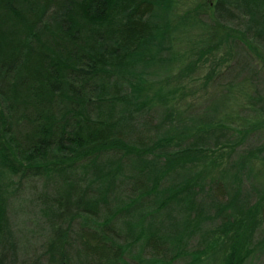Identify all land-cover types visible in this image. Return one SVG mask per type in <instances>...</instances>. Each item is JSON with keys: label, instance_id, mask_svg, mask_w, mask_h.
Here are the masks:
<instances>
[{"label": "trees", "instance_id": "obj_1", "mask_svg": "<svg viewBox=\"0 0 264 264\" xmlns=\"http://www.w3.org/2000/svg\"><path fill=\"white\" fill-rule=\"evenodd\" d=\"M192 1L0 0V264H202L214 246L220 264H245L264 244V141L231 158L236 139L217 132L237 131L234 112L184 97L202 57L250 43L231 7L264 27V0H217L213 17ZM248 99L240 138L264 127V96ZM32 179L47 189L36 254L10 211V185Z\"/></svg>", "mask_w": 264, "mask_h": 264}, {"label": "rangeland", "instance_id": "obj_2", "mask_svg": "<svg viewBox=\"0 0 264 264\" xmlns=\"http://www.w3.org/2000/svg\"><path fill=\"white\" fill-rule=\"evenodd\" d=\"M216 1L217 0H209V6L202 10V12L206 11L210 17H213L212 13L216 9ZM178 3L179 5L176 7V11L185 10L188 6H196V3L192 0H179ZM231 9L234 11V14L226 19L231 20L233 25L239 28V33L245 34L251 46L255 45L257 47L256 49L259 51L260 56L256 50L251 48L250 43L245 45L242 39L239 37L235 38L234 42L224 44L217 52L215 58H207L204 60L205 58L202 57L200 59V66L196 68V70L200 68L199 78L194 84H192V81L189 86L185 88L184 97L186 102L190 101L191 104H193L190 107L194 108L197 106V103H199L198 106L202 104L200 102H202V97L205 94L208 95L213 93L214 95L209 97L206 101V105H210V107L218 106L221 108L222 106H227L228 108L226 111L234 112L232 120L238 122L237 131L233 130L232 135L231 133L222 134L217 132V136L222 137V140L225 139L226 136L236 139V141L231 144L232 146L236 144V147L233 148L234 150H230V157L232 158L238 151L264 141V130H262L264 127L255 128V131L249 130L245 138H240V135L245 129V125H240L242 121L240 117L235 115L236 113L244 115L250 111L248 107V105H250L248 99L249 95L254 97L264 96V27L259 21L260 11H255L254 17L251 18L249 14L246 13L245 9L235 7H231ZM222 14L223 16H229L228 12L225 11L222 12ZM245 50H247V54ZM212 66L216 67L215 69L222 72V74L216 75L214 80L211 78L206 80L204 84V75L209 72ZM229 82H234L237 85L230 87L231 92L228 96L222 97L219 93H214L221 89L223 90V88L229 85ZM221 113L222 111H220V114ZM238 138L240 139L237 141ZM224 156H226V154ZM224 159L226 160L227 157L223 158L219 167L226 165ZM258 163L256 170L262 171V175H264V165L261 164V162ZM246 172L248 171L246 170L243 173L246 180L243 182V194L249 193L250 198L255 200L258 196L257 190L262 186L252 177L248 180V178H246L248 175ZM249 174L251 175V172ZM260 178L262 179L261 174ZM45 181L47 182L48 180ZM45 185H51V183L49 182ZM43 186L44 181L42 179H32L22 184L14 181L13 184L10 185V187H14L10 211L14 215V219H16L17 225L20 228L22 240L26 241L29 254H36V251L40 250L41 241L47 232V224L45 223L46 217L44 218L38 211L40 205H42L45 200V197H42V191L47 189ZM199 196H203L205 201H211L206 191L202 192ZM262 209L264 211V204ZM259 231L260 232L256 235L257 237L262 234L264 235V218ZM197 239L198 237L196 236V238L190 240V243H192L190 247H195L198 244ZM258 245L259 246L256 247L253 253L248 256L245 264H264V244ZM212 248H215V246ZM212 248L208 247L205 257L203 256L202 264H220V256H211L212 254H208L211 253ZM182 261L183 258H180L174 262L181 263Z\"/></svg>", "mask_w": 264, "mask_h": 264}]
</instances>
